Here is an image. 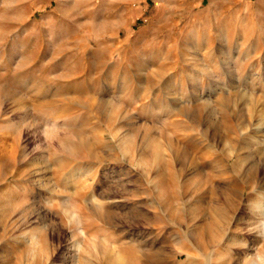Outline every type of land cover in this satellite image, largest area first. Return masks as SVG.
Wrapping results in <instances>:
<instances>
[{"label":"rangeland","instance_id":"rangeland-1","mask_svg":"<svg viewBox=\"0 0 264 264\" xmlns=\"http://www.w3.org/2000/svg\"><path fill=\"white\" fill-rule=\"evenodd\" d=\"M260 207L264 0H0V264H264Z\"/></svg>","mask_w":264,"mask_h":264},{"label":"bare ground","instance_id":"bare-ground-1","mask_svg":"<svg viewBox=\"0 0 264 264\" xmlns=\"http://www.w3.org/2000/svg\"><path fill=\"white\" fill-rule=\"evenodd\" d=\"M259 142V141H258ZM260 143V142H259ZM228 166V165H227ZM230 168V167H229ZM224 170V169H223ZM223 173V172H222ZM257 206V205H256ZM260 211L264 214V207H260ZM111 263V262H110Z\"/></svg>","mask_w":264,"mask_h":264}]
</instances>
